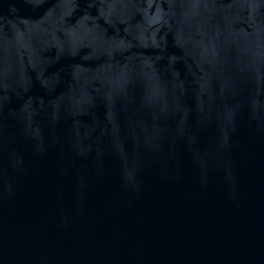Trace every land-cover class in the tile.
Instances as JSON below:
<instances>
[{
  "label": "water",
  "instance_id": "water-1",
  "mask_svg": "<svg viewBox=\"0 0 264 264\" xmlns=\"http://www.w3.org/2000/svg\"><path fill=\"white\" fill-rule=\"evenodd\" d=\"M0 264H264V0H0Z\"/></svg>",
  "mask_w": 264,
  "mask_h": 264
}]
</instances>
